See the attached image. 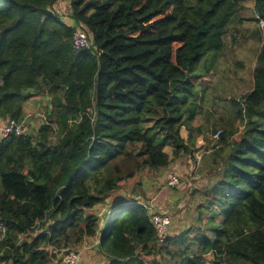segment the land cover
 <instances>
[{"label": "trees", "instance_id": "1", "mask_svg": "<svg viewBox=\"0 0 264 264\" xmlns=\"http://www.w3.org/2000/svg\"><path fill=\"white\" fill-rule=\"evenodd\" d=\"M58 1L0 0V122L22 124L26 102H49L37 136L0 141V264H63L55 252L86 239L98 242L97 264H147L141 254L151 264H264V45L236 102L245 129L214 146L221 179L205 192L202 227L159 247L139 193L120 191L167 169L165 147L190 151L180 132L193 130L215 57L202 63L225 47L241 0H68L71 24L52 12ZM253 1L264 31V0ZM77 28L90 48L74 47Z\"/></svg>", "mask_w": 264, "mask_h": 264}, {"label": "rangeland", "instance_id": "2", "mask_svg": "<svg viewBox=\"0 0 264 264\" xmlns=\"http://www.w3.org/2000/svg\"><path fill=\"white\" fill-rule=\"evenodd\" d=\"M52 12L72 23V20H69L72 13L68 0H59ZM255 18L254 1L241 0L239 9L230 23L229 33L225 37V47L217 55H208L202 63L211 66L215 57L214 67L205 74L198 89L202 109L191 123L193 130L183 126L180 132L190 151L174 155L171 146L165 147V152L170 156L167 169L159 173L140 174L123 183L120 190L126 195L139 193L140 202L147 206L149 214L165 215L170 221V236L202 227L199 215L200 205L205 201V192L221 179L220 175L212 174L216 159L213 150L221 135L216 138L217 132L231 135L229 140H235L241 135L242 129H245L238 120L239 105L236 102L253 87V74L258 67V55L264 45V31ZM48 103L47 99L41 97L26 102V118L22 123L25 134L38 135ZM3 126L0 122V128ZM56 131L57 127H54L50 134L51 142L56 140ZM170 175L178 177V185L169 184ZM106 211L107 206H99L96 209L100 218ZM154 221L151 219L152 224ZM101 224L102 221L99 225ZM97 244L95 240L86 239L77 247L55 252L56 258L63 262L68 253L76 252L80 254V264H97L101 260ZM159 247L156 249L157 253L153 254V259L157 261L161 259ZM140 256L147 264H151L148 260L152 257L147 258L142 254ZM166 257L170 259L168 255ZM212 259L211 256L206 258L208 263Z\"/></svg>", "mask_w": 264, "mask_h": 264}, {"label": "built area", "instance_id": "3", "mask_svg": "<svg viewBox=\"0 0 264 264\" xmlns=\"http://www.w3.org/2000/svg\"><path fill=\"white\" fill-rule=\"evenodd\" d=\"M74 47L78 50L90 48V40L88 35L82 31L81 29L77 28L74 34L73 39ZM12 134H15L17 136H21L25 134V128L23 124H18L16 121L11 120L7 122L3 127L0 128V141L10 137ZM221 134L220 131L217 132L215 137L217 138ZM179 179L175 175L169 176V184L171 186L178 185ZM154 221V226L157 230V236L159 238V244L163 245V243L166 241L168 235V229L170 227V221L169 219L163 215V214H153L152 215V221ZM0 230H4L2 224H0ZM164 237V239H161ZM80 254L76 252H70L68 253L65 258L63 259V264H80Z\"/></svg>", "mask_w": 264, "mask_h": 264}, {"label": "crops", "instance_id": "4", "mask_svg": "<svg viewBox=\"0 0 264 264\" xmlns=\"http://www.w3.org/2000/svg\"><path fill=\"white\" fill-rule=\"evenodd\" d=\"M58 2H59V1H58ZM58 2H57V3H58Z\"/></svg>", "mask_w": 264, "mask_h": 264}]
</instances>
